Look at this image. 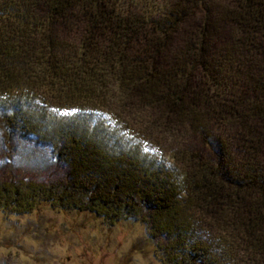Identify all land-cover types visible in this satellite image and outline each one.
Instances as JSON below:
<instances>
[{
	"label": "trees",
	"instance_id": "1",
	"mask_svg": "<svg viewBox=\"0 0 264 264\" xmlns=\"http://www.w3.org/2000/svg\"><path fill=\"white\" fill-rule=\"evenodd\" d=\"M0 127L62 168L0 178L1 212L137 221L161 264H264V0H0Z\"/></svg>",
	"mask_w": 264,
	"mask_h": 264
},
{
	"label": "rangeland",
	"instance_id": "2",
	"mask_svg": "<svg viewBox=\"0 0 264 264\" xmlns=\"http://www.w3.org/2000/svg\"><path fill=\"white\" fill-rule=\"evenodd\" d=\"M225 35L220 28L216 40ZM49 152L22 135L5 136L0 127V178L56 179L62 168ZM0 264L161 263L140 222L108 226L91 213L42 204L29 214L0 211Z\"/></svg>",
	"mask_w": 264,
	"mask_h": 264
}]
</instances>
